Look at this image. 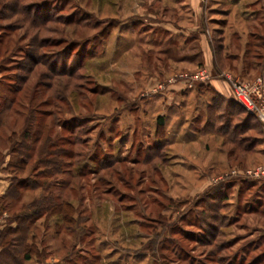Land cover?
<instances>
[{"label":"rangeland","instance_id":"rangeland-1","mask_svg":"<svg viewBox=\"0 0 264 264\" xmlns=\"http://www.w3.org/2000/svg\"><path fill=\"white\" fill-rule=\"evenodd\" d=\"M234 1L209 0L230 16L198 23L222 47L208 69L201 36L177 28L193 26L182 1L0 0V101L21 88L0 125V230L43 197L74 211L35 218L23 264H264V123L224 94L206 104L218 78L232 98L250 84L264 110L263 67L248 71L264 59V0L248 25L255 0ZM31 116L74 155L53 158L58 173L45 154L9 165ZM25 179L39 186L4 196Z\"/></svg>","mask_w":264,"mask_h":264},{"label":"trees","instance_id":"trees-1","mask_svg":"<svg viewBox=\"0 0 264 264\" xmlns=\"http://www.w3.org/2000/svg\"><path fill=\"white\" fill-rule=\"evenodd\" d=\"M123 34V33H121ZM203 84V83H202ZM200 84V85H202ZM213 94L209 97L210 99L206 101L207 108L209 110L211 107H213L218 99L224 98L221 93H219L215 88L212 87ZM11 92V95L5 99L2 98V101H0V125L4 121V113L7 111L11 110L13 106L17 103L19 93L21 92V88H17L15 90H9ZM203 94V91L201 92ZM229 100L227 101H233L237 105L238 108L241 110H244L247 112L249 115H254L253 112H250L249 110L243 108L237 101L236 98H228ZM208 115L211 116V112H207ZM28 123L26 125V128L23 131V134L21 135L23 137V140H17L14 141L15 146L13 147L14 151L19 153V156H17L14 160L15 161H10L9 165L13 166L15 168L19 169H24L28 163L36 157H39L41 154H45V165L52 167L51 169L53 171H56L57 168L61 165V161H55L53 158L56 157H64V156H74L71 154V151H68L66 149H63L60 147L57 143V141L52 140V136L48 133L47 130H42L41 133L38 131H33L31 133V130L29 128V125H32L33 122H37L38 119L31 116L29 119H27ZM165 118L162 117L161 115L158 117V123L159 125H164ZM12 141V140H11ZM75 142H70V143H76ZM236 142V140H235ZM40 143V144H39ZM240 143V142H239ZM68 151V152H67ZM48 159V160H47ZM60 171V170H59ZM59 171H56L57 173ZM15 182V181H14ZM29 186L31 189H35L39 185H34V183H31L29 179L25 180H17L15 184H11L8 188V190L4 193V196L6 197L7 195H12L13 192L17 193V195L20 194L21 190L23 187ZM63 205H70L66 203H60V202H53L50 197H43L41 199H38L34 202H31L29 206L33 208V211L23 215H18L15 217V220L17 224L15 226L10 225L7 229L5 230H0V264H23L26 261H29L32 259V256L35 254L31 251V246L27 245L25 247V251L23 252V256H18L14 254V248L17 246L20 241H23L25 238H27V233L25 232L26 228H29L35 218H37L39 215H42V213H51L53 214H62L65 217H72L73 215V209H70L71 206L66 208H63ZM3 209V208H2ZM2 212V211H0ZM20 233V236H18ZM11 234H16L17 236L10 237L9 235ZM11 258V260L9 259Z\"/></svg>","mask_w":264,"mask_h":264},{"label":"crops","instance_id":"crops-1","mask_svg":"<svg viewBox=\"0 0 264 264\" xmlns=\"http://www.w3.org/2000/svg\"><path fill=\"white\" fill-rule=\"evenodd\" d=\"M178 1H180V2L182 1V4H181L182 7H185L188 12H191L192 14H194V17H192V21H191V22H193V26L177 27L181 31L180 32L181 36H183V35L186 36L185 42L190 40V38H188V36L191 35L192 32H195V37L199 38V36H201V38L203 39V40L201 39V42H202L201 43L202 44L201 53L203 55V61L205 62V65H206L205 67H207L208 69L215 67L216 59H218V56L220 57V55H221L220 54L221 51H219V50L222 47L221 46L209 47L208 42H206L204 39L205 29H203V27L201 28L198 23L200 21L203 23V19H206V21L208 20V21H214V22H224L225 20H222V19H224V18H222V15H224L225 17H229L230 14L227 15V13L229 11L224 12L223 10H220L219 11L220 13H217L219 16H216L217 14L214 13V12H216V9L215 10L213 8L208 9L209 0H178ZM257 1L258 0L249 2V5H251V8H247V9H250L252 11V12H249V14L251 15L249 17L250 19L243 17V16L248 17V14H246L247 10H243V12H242L241 18L243 20H245V23L247 25L252 24V23H254V21L257 20L256 19L257 16H255L256 12H257L256 8H255L256 5L254 6V4ZM234 3H236V1H234ZM209 14H211V15H209ZM175 31H177V30H175ZM197 31L199 32L198 35H196ZM254 34H255V32L251 31L250 35L254 37ZM228 57L235 59V58H237V54H230V55H228ZM261 57H262V55H259L260 60H258L256 62V64L252 65L251 68L248 70L250 73L257 71L258 68H260V67L261 68L263 67L262 71L264 72V62H262V61H264V59L262 60ZM211 86L213 88H215V90H217L219 93L224 94L228 98H231V96L228 94V92L230 90L229 86H227V83L224 82L223 80H219L218 78L212 79L211 80ZM0 171H1V169H0ZM1 181H2V179H0V182ZM0 192L2 193L3 191L0 190ZM0 250H1V246H0Z\"/></svg>","mask_w":264,"mask_h":264},{"label":"built area","instance_id":"built-area-1","mask_svg":"<svg viewBox=\"0 0 264 264\" xmlns=\"http://www.w3.org/2000/svg\"><path fill=\"white\" fill-rule=\"evenodd\" d=\"M228 76V75H227ZM183 77V76H182ZM188 79V75L185 76ZM229 77V76H228ZM207 75L204 71L198 72L196 75H193L190 80L187 82V87H193V82L196 80L205 81ZM230 78V77H229ZM261 79L255 82L256 87L261 86ZM233 92L234 97L237 100H242L245 104L252 110L253 113L257 112L258 117L264 123V110L260 109L254 101V90L250 84L241 83L239 81H233Z\"/></svg>","mask_w":264,"mask_h":264},{"label":"water","instance_id":"water-1","mask_svg":"<svg viewBox=\"0 0 264 264\" xmlns=\"http://www.w3.org/2000/svg\"><path fill=\"white\" fill-rule=\"evenodd\" d=\"M237 101L243 108H245V109L249 110L250 112H252V110L245 104L244 101H242V100H237Z\"/></svg>","mask_w":264,"mask_h":264}]
</instances>
